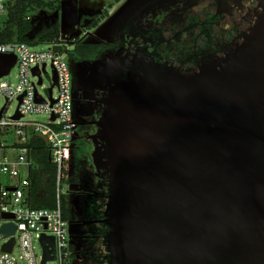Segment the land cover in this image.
Instances as JSON below:
<instances>
[{
	"label": "water",
	"instance_id": "obj_1",
	"mask_svg": "<svg viewBox=\"0 0 264 264\" xmlns=\"http://www.w3.org/2000/svg\"><path fill=\"white\" fill-rule=\"evenodd\" d=\"M245 39L196 72L152 57L127 72L117 58L88 64L90 82L115 83L112 143L92 152L112 174L110 264H264V10ZM0 61L1 78L16 59Z\"/></svg>",
	"mask_w": 264,
	"mask_h": 264
},
{
	"label": "flooded vegetation",
	"instance_id": "obj_2",
	"mask_svg": "<svg viewBox=\"0 0 264 264\" xmlns=\"http://www.w3.org/2000/svg\"><path fill=\"white\" fill-rule=\"evenodd\" d=\"M204 3L201 12L196 6ZM264 10V0H165L153 10L128 21L119 33L117 47L96 58L80 60L85 64L75 108L79 122L75 127V143L84 141L93 152L94 143L110 147L111 132L107 124L109 100L114 82H90L89 63L102 65L107 57L117 58V69L127 72L139 60L152 57L159 64L172 65L183 73L196 72L208 57H224L236 44L245 42ZM94 137V138H92ZM107 153L106 161L111 160ZM68 217L71 239L76 241L75 264H110L113 257L110 204L114 198L110 168L97 169L91 161L86 166L72 163ZM111 167V166H110Z\"/></svg>",
	"mask_w": 264,
	"mask_h": 264
},
{
	"label": "built area",
	"instance_id": "obj_3",
	"mask_svg": "<svg viewBox=\"0 0 264 264\" xmlns=\"http://www.w3.org/2000/svg\"><path fill=\"white\" fill-rule=\"evenodd\" d=\"M11 3L0 0V14L9 12ZM32 17H27L30 20ZM47 50H37L24 42L0 44V56H13L15 66L9 74L0 78V103L7 105L0 109V230L7 224H14L16 231L6 236L0 231V264H43L45 247L42 237L54 239V247L46 243L54 260L45 264H73L75 249L70 244V224L65 214L63 198L70 186L69 171L71 152L75 143V123L72 119L73 100L71 76L65 57L73 45L60 37L47 42ZM1 66V61H0ZM51 67L53 86L49 90L50 98L45 100L39 93L43 85V76ZM16 69V83L8 84ZM35 70L38 73L35 74ZM56 79V80H55ZM56 91V95H53ZM17 102L14 115L6 117L7 106ZM35 115H45L47 122L30 119ZM17 116H20L17 119ZM34 138L43 139L51 157L50 163L57 170L55 181L56 206L53 209L34 208L31 205L32 174L37 167L32 153ZM9 151L16 152L12 159ZM1 177L6 180L2 182ZM14 239L12 252L4 251L6 244ZM41 247L37 259L34 244ZM21 252L22 263L13 254Z\"/></svg>",
	"mask_w": 264,
	"mask_h": 264
},
{
	"label": "rangeland",
	"instance_id": "obj_4",
	"mask_svg": "<svg viewBox=\"0 0 264 264\" xmlns=\"http://www.w3.org/2000/svg\"><path fill=\"white\" fill-rule=\"evenodd\" d=\"M9 3H14L17 0H6ZM50 1V0H44ZM165 0H60L57 1L55 10H42L37 11L32 15V20L34 22L35 31H39L45 26L54 24L56 21L60 22L61 25V38L63 41H74L77 38L81 40L82 43H92L95 41L101 43H107V49L112 50L117 47L119 33L123 31V27L132 19L138 20L142 15L143 11H150L159 6V3ZM205 4L202 3L199 6L194 7V12H201ZM145 18V17H144ZM37 19V20H36ZM8 20L7 13L0 14V30H2ZM95 22L97 27L89 28V24ZM37 50H47L46 43H33L31 44ZM74 49L70 48L72 51ZM70 51V52H71ZM66 63L69 68L71 76V93L73 100V112L72 119L75 123L79 122V114L75 108V95L79 92V80L81 75L85 72V64H79V61L71 55L67 54L65 57ZM17 70L14 69L11 73V77L6 79L7 83H16ZM53 72L51 67L47 69V74L43 76V85L39 87V93L44 97L45 100L50 98L49 90L53 86ZM53 95H56V91H53ZM7 105L6 101L1 99L0 109ZM17 109V102L13 101L7 106L6 117H11L14 115ZM30 119L34 121L47 122L49 119L45 115H35ZM79 127H75V131H79ZM14 159L17 155L16 152L9 151ZM76 156V163L78 166H86L92 161V151L88 148L84 141H78L76 143V149L73 153ZM72 154V155H73ZM74 156V155H73ZM4 158V155H0ZM72 158V156H71ZM73 165H70L68 169L69 174ZM2 182L6 179L1 177ZM70 184V183H69ZM72 187L69 186L65 191H71ZM64 199L68 208L69 205V195L65 194ZM68 220L70 221L69 217ZM70 235H72V229H69ZM70 244L75 249L76 241L70 240ZM35 254L37 259L41 255V247L38 243L34 244ZM13 257L20 263L21 252L17 248L13 254ZM73 264H75L73 262Z\"/></svg>",
	"mask_w": 264,
	"mask_h": 264
},
{
	"label": "trees",
	"instance_id": "obj_5",
	"mask_svg": "<svg viewBox=\"0 0 264 264\" xmlns=\"http://www.w3.org/2000/svg\"><path fill=\"white\" fill-rule=\"evenodd\" d=\"M57 1L59 2L60 0H17L12 3L8 12V20L4 28L0 30V44L9 42L33 44L59 40L61 36L59 21L35 31L32 18L30 20L27 19V17H32L37 11L55 10ZM95 27H97L95 22L89 24L90 29ZM68 44L74 46L70 54L77 61L96 58L104 51V45L97 41L86 44L77 38L74 41H68ZM33 141L35 147L32 155L36 160L37 167L32 174L31 205L34 208L53 209L56 206L55 181L57 170L48 160L49 152L46 141L39 138H34ZM75 149L73 148L71 152L70 165H73V162L76 163V156L73 154ZM63 205L68 218V208L64 198Z\"/></svg>",
	"mask_w": 264,
	"mask_h": 264
},
{
	"label": "crops",
	"instance_id": "obj_6",
	"mask_svg": "<svg viewBox=\"0 0 264 264\" xmlns=\"http://www.w3.org/2000/svg\"><path fill=\"white\" fill-rule=\"evenodd\" d=\"M122 0H120V2H121Z\"/></svg>",
	"mask_w": 264,
	"mask_h": 264
}]
</instances>
